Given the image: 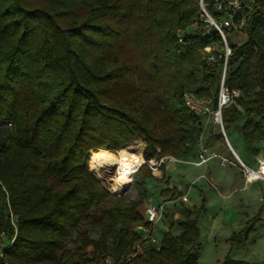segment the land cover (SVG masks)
I'll return each instance as SVG.
<instances>
[{
  "label": "trees",
  "instance_id": "trees-1",
  "mask_svg": "<svg viewBox=\"0 0 264 264\" xmlns=\"http://www.w3.org/2000/svg\"><path fill=\"white\" fill-rule=\"evenodd\" d=\"M201 1L222 16L214 0H0V264H118L138 243L134 264H198L202 203L186 210L179 234L150 246L140 209L149 167L133 174L129 199L110 192L91 162L99 149L122 156L140 147L130 143L137 137L146 160L195 156L205 144L183 93L215 102L224 57L215 52L210 65L201 50L224 44L216 31L200 36ZM234 23L245 40L230 42L225 31L226 85L240 94L222 109L223 128L264 145V0ZM195 24L180 42L177 32ZM257 219L230 243L247 240ZM221 264L251 263L226 255Z\"/></svg>",
  "mask_w": 264,
  "mask_h": 264
},
{
  "label": "rangeland",
  "instance_id": "rangeland-1",
  "mask_svg": "<svg viewBox=\"0 0 264 264\" xmlns=\"http://www.w3.org/2000/svg\"><path fill=\"white\" fill-rule=\"evenodd\" d=\"M228 32L230 34L227 35V38L230 42L241 43L245 40L241 28H234ZM201 118L204 132L199 140L205 142L209 148L227 159V166L233 173V178L224 185L223 182H220V179H218V182L217 179L209 178L212 170L208 171L207 174L204 173L205 175L200 174V168L191 163H175V169H170V166L174 165L171 164L160 168L159 172H151L153 178L147 180L148 194H150L148 199L150 198L151 203L167 201L161 198L169 199L171 202L166 205L163 220L157 224L155 230L150 232L148 237H146L147 235L144 236L146 239L144 242L150 246L158 247L165 232L173 235L179 234L181 222L186 217V210H197L202 203L203 210L198 215L200 237L193 246V252L198 256V264H221L226 255L251 264H264V183L260 184L261 187L257 188V192L253 187L248 188L240 162L232 153L224 138L223 140L216 138L219 128L212 122L211 117L201 116ZM225 135L242 163L256 167L258 160H264V145L262 143L246 144L243 138L234 130L225 132ZM134 142H138L141 150H144L145 144L141 137H137L130 143ZM117 151H112L113 153L110 154L118 158L120 155ZM193 158L194 154L188 156V159ZM92 165L93 158L91 169H93ZM179 168L181 169L179 170ZM96 176L102 180L100 182L110 192L117 193L108 177L101 176L99 173ZM167 184L174 185L169 190L174 188L175 192L168 191L164 194L163 190ZM117 194L126 195L129 199L137 196L136 189L133 186V176L126 192H118ZM184 194L188 196L187 202H182L179 198ZM246 194L249 196L246 197ZM140 209L142 211V208ZM258 211L260 213L259 217L248 240L241 244H231L229 238L244 228L245 222ZM91 234L96 237L98 231L92 230ZM6 243L5 235H1L0 251L6 247ZM112 262L107 257L104 263L111 264ZM118 264H134V261L125 259Z\"/></svg>",
  "mask_w": 264,
  "mask_h": 264
},
{
  "label": "built area",
  "instance_id": "built-area-1",
  "mask_svg": "<svg viewBox=\"0 0 264 264\" xmlns=\"http://www.w3.org/2000/svg\"><path fill=\"white\" fill-rule=\"evenodd\" d=\"M255 3V0H214L213 7L217 12L222 13V16L219 18H215L211 15L205 4L201 1V20L204 25H198L191 27L187 30H181L177 32V37L180 42L183 41V38L187 34H194L196 27L200 29V36L204 37L206 35H210L216 31L222 41L224 46L218 51V47L215 43H211L205 46L201 50L202 57L204 61L208 64H215L217 61V56L215 52H221L224 57L223 65L221 67V73L219 78V90L216 96V100L214 102L213 98L209 97H196L192 92L185 91L183 93V102L185 106L199 116H208L211 117L212 122L219 128V131L225 135V131L222 123V109L230 104H232L237 96H239L240 91L238 89H230L226 85V66H227V58L230 54L231 50L227 44L226 39V30L231 29H240L241 24L237 25L234 23L237 15L247 9H251ZM226 136V135H225ZM220 159L222 163H226L227 159L222 157L213 149L209 148L205 144L198 142V148L196 153V161H189L184 158L174 157V156H163L160 158H150L145 159L143 156L138 165L132 167V171L130 176L132 177L134 173L137 172L139 167L142 164H146L152 173L159 172L161 167L168 166L175 163H191L194 165L201 164L210 159ZM241 164L243 176L245 183H251L254 181L262 180L264 181V160H258L256 167L248 166L238 160ZM205 179L206 177L203 176ZM207 180V179H206ZM209 181V180H208ZM210 182V181H209ZM184 198V197H183ZM166 209V201H161L158 203H147L144 208V216L146 221L150 224L149 229H143L144 236L148 237L150 232H153L159 222H161L164 218V213ZM143 236V240H146ZM143 243H138L135 246L134 252L129 254L125 259L128 260L135 256L137 253L142 251Z\"/></svg>",
  "mask_w": 264,
  "mask_h": 264
},
{
  "label": "bare ground",
  "instance_id": "bare-ground-1",
  "mask_svg": "<svg viewBox=\"0 0 264 264\" xmlns=\"http://www.w3.org/2000/svg\"><path fill=\"white\" fill-rule=\"evenodd\" d=\"M93 172L99 173L101 176H106L112 184L114 190L124 192L131 183L130 173L132 167L138 165L141 161L140 149L138 146H133L126 151L122 156L116 158L103 149H99L92 153Z\"/></svg>",
  "mask_w": 264,
  "mask_h": 264
},
{
  "label": "crops",
  "instance_id": "crops-1",
  "mask_svg": "<svg viewBox=\"0 0 264 264\" xmlns=\"http://www.w3.org/2000/svg\"><path fill=\"white\" fill-rule=\"evenodd\" d=\"M227 138V137H226ZM227 140H228V138H227ZM228 142H229V140H228ZM229 144H230V142H229ZM230 146H231V144H230ZM231 148H232V146H231ZM233 149V148H232ZM196 151H197V149H196ZM233 151H234V149H233ZM235 152V151H234ZM142 154H143V149H142ZM235 154L238 156V154L235 152ZM223 157V156H222ZM225 158V157H224ZM185 159H188V157H186ZM188 160H192V161H196V155L194 156V158L193 159H188ZM227 163L228 162H226V163H222V161L220 160V159H210V160H208V161H206V162H203V163H201V164H198V165H196L197 167H199L200 168V171H199V173L200 174H207V173H209L208 171H211L212 170V174L210 175V177L209 178H212L213 180L214 179H220V182L222 183V184H227V183H229V181L233 178V173L230 171V168L227 166ZM171 168H173V169H175L176 168V166H175V164L174 165H172V166H170V169ZM181 168H179V170H180ZM204 174V175H205ZM224 176V177H223ZM225 177H226V179H225ZM225 179V180H224ZM218 182H219V180H218ZM262 183H264V182H262V180H259V181H254V182H251V183H248L247 185H248V188H251V187H253V189L256 191L257 190V188H259V187H261L260 186V184H262ZM224 184V185H225ZM146 187H147V183H146ZM166 188L165 189H168L169 190V188H172V187H174V185H172V184H167L166 186H165ZM169 191H174V188H173V190H169ZM257 192V191H256ZM149 195L150 194H148V197H149ZM247 196L246 197H248L249 195L248 194H246ZM184 197V198H183ZM180 198V200L182 201V202H187L188 201V196L187 195H182V196H180L179 197ZM162 200H167L166 201V205L168 204V203H170L171 201L169 200V199H165V198H161ZM150 202V198L147 200V202H145L142 206H141V208H142V211H144V208H145V206H146V204L147 203H149ZM258 214V217H259V211L258 212H256L253 216H255V215H257ZM252 216V217H253ZM250 220V219H249ZM249 220H247V221H249ZM247 221L245 222V224L247 223ZM256 224V223H255ZM243 229V228H242ZM240 231V230H239ZM253 231H254V228H253ZM252 231V232H253ZM251 232V233H252ZM237 233V232H236ZM235 233V234H236ZM250 233V234H251ZM235 234H233L232 236H234ZM231 236V237H232ZM250 236V235H249ZM249 236H248V238H249ZM230 237V238H231ZM229 238V239H230ZM248 240V239H247ZM247 240H245V241H247ZM245 241H243V242H245ZM242 242V243H243Z\"/></svg>",
  "mask_w": 264,
  "mask_h": 264
},
{
  "label": "water",
  "instance_id": "water-1",
  "mask_svg": "<svg viewBox=\"0 0 264 264\" xmlns=\"http://www.w3.org/2000/svg\"><path fill=\"white\" fill-rule=\"evenodd\" d=\"M222 135H223V138H224V140L226 141V143H227V145L229 146V148H230V150L232 151V153L235 155V157L239 160V157L235 154V152L233 151V149L231 148V146H230V144H229V142H228V140H227V138H226V136L222 133ZM128 188V187H127ZM127 188L124 190V192H126V190H127ZM123 192V193H124ZM117 194V193H116ZM120 195V194H119Z\"/></svg>",
  "mask_w": 264,
  "mask_h": 264
}]
</instances>
